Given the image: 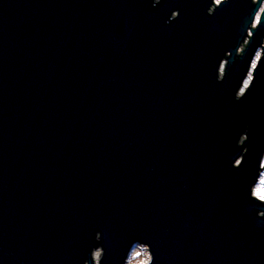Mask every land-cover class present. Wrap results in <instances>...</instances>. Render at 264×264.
I'll return each mask as SVG.
<instances>
[{
	"label": "water",
	"instance_id": "obj_1",
	"mask_svg": "<svg viewBox=\"0 0 264 264\" xmlns=\"http://www.w3.org/2000/svg\"><path fill=\"white\" fill-rule=\"evenodd\" d=\"M263 159L264 0H0V264H264Z\"/></svg>",
	"mask_w": 264,
	"mask_h": 264
},
{
	"label": "rangeland",
	"instance_id": "obj_2",
	"mask_svg": "<svg viewBox=\"0 0 264 264\" xmlns=\"http://www.w3.org/2000/svg\"><path fill=\"white\" fill-rule=\"evenodd\" d=\"M219 1V0H216ZM260 50H258L256 52V57L258 58ZM250 77H252L251 75L249 76V78L246 80V84H248V81L250 79ZM262 168L263 171L261 173V177H260V183L259 185L256 186L255 190H256V195L257 197H259L260 199L264 198V159H263V164H262ZM132 248V251L129 253V256L127 258V262L126 264H143L146 260H148L149 258V254L146 250L145 246H141V245H134ZM95 255L100 256V251H96Z\"/></svg>",
	"mask_w": 264,
	"mask_h": 264
},
{
	"label": "bare ground",
	"instance_id": "obj_3",
	"mask_svg": "<svg viewBox=\"0 0 264 264\" xmlns=\"http://www.w3.org/2000/svg\"><path fill=\"white\" fill-rule=\"evenodd\" d=\"M244 87L242 88V90H244L246 88V83L243 85ZM96 261L98 260V256L95 255Z\"/></svg>",
	"mask_w": 264,
	"mask_h": 264
},
{
	"label": "built area",
	"instance_id": "obj_4",
	"mask_svg": "<svg viewBox=\"0 0 264 264\" xmlns=\"http://www.w3.org/2000/svg\"><path fill=\"white\" fill-rule=\"evenodd\" d=\"M218 3V1H216L215 0V4H217ZM263 166V165H262ZM259 183H260V181H259ZM259 183H258V185H259ZM254 194L256 195V190L254 189ZM257 196V195H256ZM262 199H264V198H262Z\"/></svg>",
	"mask_w": 264,
	"mask_h": 264
}]
</instances>
